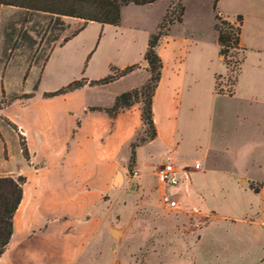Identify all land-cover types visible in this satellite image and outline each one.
<instances>
[{"label":"rangeland","instance_id":"obj_1","mask_svg":"<svg viewBox=\"0 0 264 264\" xmlns=\"http://www.w3.org/2000/svg\"><path fill=\"white\" fill-rule=\"evenodd\" d=\"M223 1L225 6L231 5L230 0ZM167 3L185 6L184 22L174 26L173 32L197 31L202 55L211 62L199 69L198 82L184 93L179 113L163 115L169 124L167 138L139 144L130 168L129 157L125 180L102 195L94 227L96 240L84 263L264 264V226L245 233L241 221L245 212L248 216L254 214L259 203L250 184H259L260 180L250 179L264 176V114L256 112L255 103H240L214 90L213 72L221 73L217 88L227 93L232 89L235 71L227 70L219 58L213 0H165L150 8L127 9V19L134 23L137 20L138 44H144L147 28L164 14ZM234 4L244 16L246 43L260 36L264 44V33L258 35L255 28L256 13H264V0H235ZM83 21L0 6V108L22 98L21 92L33 91L39 78L40 88L53 91L81 77L106 76L109 61L129 60L128 37L116 34L112 28L102 32L97 22L86 23L68 41L55 47ZM48 55L49 63L41 71ZM246 56L248 62L256 59L252 52L247 51ZM148 75L142 70L135 77L147 79ZM133 80L131 77L89 93L107 104L112 102V93ZM11 128L0 113V177L9 174V169H17L21 175L20 168L27 169L25 161L29 164V156L24 160L22 153V137L15 141ZM144 136L142 127L131 144ZM4 140L8 148L2 146ZM122 155L126 158L129 149ZM167 161L174 162L183 175L181 184L173 189L178 200L174 209L161 204V189L154 176ZM195 163H200L199 170L194 169ZM112 229L117 230V236L111 234Z\"/></svg>","mask_w":264,"mask_h":264},{"label":"crops","instance_id":"obj_2","mask_svg":"<svg viewBox=\"0 0 264 264\" xmlns=\"http://www.w3.org/2000/svg\"><path fill=\"white\" fill-rule=\"evenodd\" d=\"M161 1L165 0L123 6L119 25L99 23L102 32L112 28L116 34L128 37L129 60L124 63L109 61L108 70L114 63L120 65L119 68L137 63L141 67L112 82L86 83L76 90L51 97L44 96V92L48 91L40 88L38 82L32 97L16 98L0 108V113L12 126L15 141L22 137L29 156V164L24 157V167L27 169L20 168L26 182L22 187V199L14 213L13 233L0 257V264H85L87 252L96 240L94 227L98 223L96 214L100 199L125 180L131 142L142 129L141 103H135L114 116L91 107H110L116 95L139 88L145 82L146 79L135 76L141 74L142 70L148 74L142 55L144 58L148 39L163 19L168 3L164 14L147 28L143 45L138 44L140 32L136 28L137 20L134 23L132 19H127V9L150 8ZM230 1L231 5L225 6L223 0H217V7L225 19L234 22L236 16L242 14L234 4L235 0ZM242 17L240 45L245 48V57L232 85V93L216 92V76L221 74L217 72H213L214 90L216 94L240 103H255L258 105L256 112L264 114V44L260 36L259 40L246 43L243 29L245 20ZM255 20L256 32L263 34L264 13L257 12ZM183 22L184 14L181 22L170 25L157 48L163 66L153 96V120L157 131L153 141L159 137L167 138L169 124L163 115L175 116L179 113L184 93L198 82L199 69L211 62L202 55L203 46L197 31L177 29L173 32L174 26ZM214 32L217 42L215 29ZM63 43L59 42L55 47ZM217 49L219 53L218 42ZM247 51L254 54V61H247ZM219 58L223 62L220 54ZM49 59L50 55L41 71ZM131 77L135 80L112 93V102L107 104L92 98L89 93L94 88L120 84ZM29 92L23 91L21 94ZM1 144L8 148L6 140ZM126 149H129V155L123 158L122 153ZM206 155L202 157L206 158ZM9 172L5 176L20 174L17 169H9ZM118 175L121 180L117 182ZM250 180H260L258 192L251 189L259 197V203L253 210L254 214L248 216V212H245L241 218L245 233L253 232L257 226H264V176Z\"/></svg>","mask_w":264,"mask_h":264},{"label":"trees","instance_id":"obj_3","mask_svg":"<svg viewBox=\"0 0 264 264\" xmlns=\"http://www.w3.org/2000/svg\"><path fill=\"white\" fill-rule=\"evenodd\" d=\"M154 1L156 0H0V6H14L34 12H45L48 14L83 19L84 21L78 29L71 35L63 38V43L84 28L89 21H95L101 24L119 25L123 6L128 4L142 5ZM212 8L214 11L213 27L217 32L219 54L222 56L227 70L235 71L231 83L233 85L245 57V48L240 45L243 17L238 14L235 19L236 23L225 19L218 11L217 0H213ZM184 11L185 6L181 3H177V6L174 3L169 5L156 31L149 37L147 49L143 58L147 64L146 70L149 74L146 81L139 88L123 91L116 95L110 107H91V109L104 110L110 116H114L119 111L129 108L135 103H141V121L145 136L140 139L137 138L139 141L131 144L129 168L135 163L136 147L143 142L153 140L157 135L153 120L152 104L154 92L160 79L163 66L157 48L160 40L167 34L169 26L173 23L182 21ZM139 66L140 65L137 63L119 68L111 64L109 73L102 78L95 80H88L86 77L74 79L56 90L44 92V96L51 97L71 92L82 87L86 83L90 85L106 84L130 73ZM38 82L39 80L34 85L33 90L37 89ZM215 90L217 93H224V91L217 88V76ZM227 93L231 94L232 89L228 90ZM32 96L33 91L24 93L22 98H30ZM21 146L22 153L24 157L27 158L28 151L24 140ZM25 181L26 178L23 175H18L16 178L11 176L0 177V257L5 251L6 245L10 241L13 233L14 213L22 199V185ZM259 187L260 183L257 185L250 184V188L254 190V192H258Z\"/></svg>","mask_w":264,"mask_h":264},{"label":"built area","instance_id":"obj_4","mask_svg":"<svg viewBox=\"0 0 264 264\" xmlns=\"http://www.w3.org/2000/svg\"><path fill=\"white\" fill-rule=\"evenodd\" d=\"M199 168L200 163H195L194 169ZM134 175H137L136 171H134ZM182 176V173L176 168L172 161H167L155 171L157 186L161 189V204L169 209H174L178 206V200L173 194V189L181 184Z\"/></svg>","mask_w":264,"mask_h":264},{"label":"water","instance_id":"obj_5","mask_svg":"<svg viewBox=\"0 0 264 264\" xmlns=\"http://www.w3.org/2000/svg\"><path fill=\"white\" fill-rule=\"evenodd\" d=\"M144 64H145V62H144ZM119 179H120V178H118V176H117L116 181L118 182ZM111 234H112L113 236H117V230H116V229H112V230H111Z\"/></svg>","mask_w":264,"mask_h":264},{"label":"bare ground","instance_id":"obj_6","mask_svg":"<svg viewBox=\"0 0 264 264\" xmlns=\"http://www.w3.org/2000/svg\"><path fill=\"white\" fill-rule=\"evenodd\" d=\"M118 178H120V176L118 175Z\"/></svg>","mask_w":264,"mask_h":264}]
</instances>
